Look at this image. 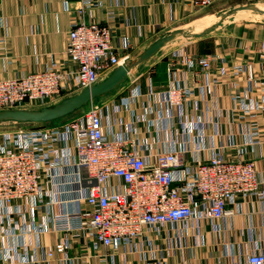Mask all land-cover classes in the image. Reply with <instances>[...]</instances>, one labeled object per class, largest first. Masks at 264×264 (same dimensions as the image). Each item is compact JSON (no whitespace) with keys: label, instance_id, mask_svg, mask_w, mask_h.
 Segmentation results:
<instances>
[{"label":"built area","instance_id":"obj_1","mask_svg":"<svg viewBox=\"0 0 264 264\" xmlns=\"http://www.w3.org/2000/svg\"><path fill=\"white\" fill-rule=\"evenodd\" d=\"M212 2L191 0L195 8ZM117 3L78 0L64 50L72 67L63 69L54 59L0 79V110L50 106L126 62L132 43L118 31ZM96 10L105 13L102 23L93 20ZM214 61L191 40L171 51L160 91L134 85L111 111L107 104H89L58 126L0 132V264H79L96 256L108 264L109 252H140L142 246L162 260L163 249L148 237L153 229L166 228L171 248L187 227L200 244L205 223L218 232L216 221L230 212L227 206L257 193L264 177L254 160L225 155L221 108L212 107L209 123L196 116L203 97L222 80L223 73H211ZM189 70L200 77L195 87L187 82ZM245 71L247 89L260 92L259 103H238L243 145L249 146L264 142V126L252 125L264 119V79L252 80L251 64ZM111 113L118 116L111 120ZM49 234L56 239L47 245L42 238ZM232 264H264V240Z\"/></svg>","mask_w":264,"mask_h":264},{"label":"crops","instance_id":"obj_2","mask_svg":"<svg viewBox=\"0 0 264 264\" xmlns=\"http://www.w3.org/2000/svg\"><path fill=\"white\" fill-rule=\"evenodd\" d=\"M77 1L0 0V79L42 69L54 59L62 64L63 69L72 67V63L66 58L64 50L70 23L76 17L74 6ZM114 1L107 0V4H112ZM224 1L226 0H213L206 7L195 8L192 6L191 0H118L117 6L114 7L115 20L118 31L120 33L126 32L130 37L132 48L129 52L143 51L151 41L153 42L166 33L173 31V29L182 30L179 29L180 23L189 17L209 7L215 8V13L221 10L219 3ZM66 2L69 5L68 10H65ZM243 11L251 10L238 12ZM232 15L226 17L221 23H218L221 16L216 21L208 23L200 32L211 29L199 37V40L198 38L196 40L193 39L194 37H189L188 35L191 34H186L183 31L184 35L177 36L162 48L178 38H187L189 41L194 40L196 42L200 52L211 53L215 56L211 73L215 76L223 73L221 74L222 80L219 86L209 91L208 97H205V99L203 97L201 103H199L196 116H201L209 123L213 117L212 107L221 108L223 123L219 140L229 145L225 155L234 157L240 153L244 158L254 160L257 169L264 177V142L244 146L245 128L241 124L240 118L236 116L239 101L246 103L249 98H252L259 103L260 92L256 89H252V91L247 89L251 83L247 82L245 67L248 64L252 65L253 81L258 78L264 79V43L261 44V41L264 42V29L259 30L261 34L257 38H253L254 33H248L249 30L247 29H244V33L241 32L239 35L228 33L214 35L213 37L211 35L210 38L212 39L209 40L208 48H201L200 40H204L202 38L206 39L211 30L222 28L227 22V18ZM105 17L104 11L96 10L93 20L102 23ZM127 22L129 24L125 25ZM118 37L117 35L114 38L115 45L119 43ZM179 45L169 47L156 59L151 57L152 61L147 59L151 63L138 75L133 74L132 70L135 67L133 66L127 79L119 86L120 88L118 87L117 92L106 97L100 104H107L111 111L113 106L119 102V97L126 95L134 85H139L143 92L146 89H152L153 91L164 89L169 55ZM109 74L103 79L108 77ZM186 75L187 82L191 87H195L200 81L199 75L192 74L191 70ZM120 115H124V112L122 111ZM115 116L118 115L111 113L109 117L113 120ZM252 125L254 129H260L261 126H264V119L257 118L252 121ZM209 132H211L210 129L207 133ZM237 202V204H229L227 207L230 212L216 221L219 228L218 232L212 231L209 223H205L200 228L199 232L203 236V244L199 243L200 239L195 237L192 229L187 227L186 230L177 232L174 246L171 248L167 241L166 228L153 229L152 232L148 233V237L157 241L163 249L164 257L162 260L157 259L155 254L149 251L143 253L144 246H142L140 252L126 254H123L122 251L109 252L107 263L232 264L235 261H240L244 258L247 248L253 246L254 243L261 244L264 240V185L257 193L252 194L245 200L239 199ZM42 239L48 245L54 242L56 235H45ZM80 251H90V249L85 248L82 250L81 248L79 250L74 248L75 253ZM101 252L105 253L104 250ZM111 253L112 259L110 257ZM49 264L56 263L51 262ZM79 264L101 263L96 256L92 257L89 263Z\"/></svg>","mask_w":264,"mask_h":264},{"label":"water","instance_id":"obj_3","mask_svg":"<svg viewBox=\"0 0 264 264\" xmlns=\"http://www.w3.org/2000/svg\"><path fill=\"white\" fill-rule=\"evenodd\" d=\"M241 10H251L258 14H264V9L258 7L256 4H247L233 8L226 14L222 15L218 21L221 23L226 17ZM211 28L207 29L210 30ZM188 35L189 37L199 38L207 31ZM179 35H184L183 30H173L166 33L164 36L156 39L148 47H146L141 54L131 62H124L118 65L109 74L108 77L101 80L97 84L85 88L82 91L65 97L61 101L50 106L41 107L39 109H3L0 110V123L14 122V123H45L60 119L70 115L76 110L86 106L95 98L103 96L116 88H118L128 76L130 69L145 60L152 57L159 49L166 43L175 39Z\"/></svg>","mask_w":264,"mask_h":264},{"label":"rangeland","instance_id":"obj_4","mask_svg":"<svg viewBox=\"0 0 264 264\" xmlns=\"http://www.w3.org/2000/svg\"><path fill=\"white\" fill-rule=\"evenodd\" d=\"M247 4H256L258 7L264 9V0H226L223 3L222 2L219 3V8H221V10H218L215 13V8L209 7L206 10H203V11L189 17L184 22H181L179 29H182L186 34H196V32H200L201 30H203L204 27L208 23H212V22L216 21L218 19V17L221 16L222 14L227 13L228 11L232 10L235 7L247 5ZM211 14H213V15H211ZM226 21L227 22L225 23V25L222 28L217 29V30H211V32H209L207 34L208 36H206L207 37L206 39L202 38L204 40H200L202 49H205V47L208 48L209 40L212 39V38H210L211 35H212V37L214 35H218V34H222V33L239 35L241 32H243L244 29H247V30H249V31H247L248 33H252V34L254 33L253 38L254 37L257 38L261 34L259 32V30L264 29V14H258L255 11H243V12L234 13V15L227 18ZM193 39H196V38H193ZM198 40H199V38H198ZM186 41H189V40L187 38H178L174 42L169 43L164 48L159 49L152 56L153 59H156L157 57H159V55L162 52L167 51V49H169V47H174V46L179 45L180 43H183ZM151 43H152V41H151ZM151 43H149V45ZM262 43H264V42L261 41V44ZM141 52L142 51H140V50L132 51L130 53V58L126 62L134 61L140 55ZM150 59H151V57L148 60H150ZM148 60L143 62V64L141 63L138 66L133 67V70H132L133 74L138 75V74L142 73L144 71V69H146L147 65L150 64L152 61V59H151V61H148ZM119 88H116L112 92H109L106 96H102V97L100 96V97L95 98L93 101H91V103H88L86 106L76 110L75 112L71 113L70 115H67L66 117L56 119L53 121H49V122H45V123L2 122V123H0V132L23 130V129H27V128H30V127H33V126L39 125V124H43L46 126H58V125L62 124L63 122L72 119L74 116L81 113L82 111H84L88 107L89 104H100V102L102 100L106 99V97H109V96H112L113 94H115Z\"/></svg>","mask_w":264,"mask_h":264}]
</instances>
